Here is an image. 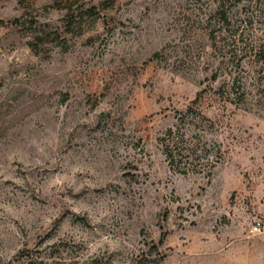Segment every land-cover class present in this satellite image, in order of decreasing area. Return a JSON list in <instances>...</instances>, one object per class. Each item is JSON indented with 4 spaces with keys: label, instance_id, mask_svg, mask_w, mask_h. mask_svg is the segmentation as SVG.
I'll list each match as a JSON object with an SVG mask.
<instances>
[{
    "label": "rangeland",
    "instance_id": "374dc122",
    "mask_svg": "<svg viewBox=\"0 0 264 264\" xmlns=\"http://www.w3.org/2000/svg\"><path fill=\"white\" fill-rule=\"evenodd\" d=\"M0 264H264V0H0Z\"/></svg>",
    "mask_w": 264,
    "mask_h": 264
},
{
    "label": "trees",
    "instance_id": "16d2710c",
    "mask_svg": "<svg viewBox=\"0 0 264 264\" xmlns=\"http://www.w3.org/2000/svg\"><path fill=\"white\" fill-rule=\"evenodd\" d=\"M225 19V17H224ZM205 98L204 96V92H201L197 98L194 100L193 102V106H199L201 105L202 100ZM193 108V107H191ZM189 108L190 110H193ZM189 112L187 111L185 117L189 118ZM162 144L165 146V152L167 155V158L170 162V164L174 167L176 166V164L180 163L179 159V152H178V148H179V140H178V136L176 135V133L173 130H169L166 134V136L164 138L161 139ZM164 240V239H163Z\"/></svg>",
    "mask_w": 264,
    "mask_h": 264
},
{
    "label": "built area",
    "instance_id": "2783aa9c",
    "mask_svg": "<svg viewBox=\"0 0 264 264\" xmlns=\"http://www.w3.org/2000/svg\"><path fill=\"white\" fill-rule=\"evenodd\" d=\"M255 230H256V231L259 230L258 226H255Z\"/></svg>",
    "mask_w": 264,
    "mask_h": 264
}]
</instances>
